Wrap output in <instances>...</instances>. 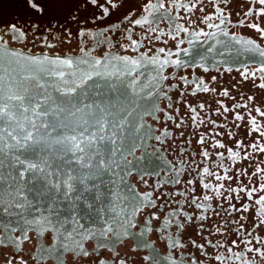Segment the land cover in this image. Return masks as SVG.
Segmentation results:
<instances>
[{
	"label": "snow or ice",
	"instance_id": "6c2138e0",
	"mask_svg": "<svg viewBox=\"0 0 264 264\" xmlns=\"http://www.w3.org/2000/svg\"><path fill=\"white\" fill-rule=\"evenodd\" d=\"M229 2L230 0H216L214 13L206 15L201 21L209 29H220L219 35L226 38L230 34L228 30L222 28V25L232 23L231 13L225 11ZM248 2L250 6L243 13L244 19L237 21V25L245 26L247 24V27L255 30L261 38H264V27H261L259 20L248 21L249 17H264V0H248ZM200 3H203V0H189V3H183L182 0H170V5L166 7L165 0H155V2L147 0V3L142 6L141 15L133 19L134 12L132 9L137 7L133 0H123V2H118V0H20L21 8L24 10V16L20 18L23 23L21 24L19 19L5 23L4 28H6V31H0V159H11V166L16 168V175H9L8 179L12 182L8 183L6 187L3 186L5 178L0 174V213L11 215L10 210L17 209L19 210L17 215L20 217L17 227H10V225H5L0 221V225H2L0 227V249L6 251L9 247L13 248L11 253L5 255L4 264H28V261L22 255V245L31 239L28 234L29 229L34 230L37 236L42 235L44 230L58 233V238L62 240V248L66 251H72L73 255L89 258V264H93L91 257L96 252V248L101 243L107 242L110 235L115 237L116 240L127 237L138 238L135 240L136 246L132 249V251H136L141 247H153L151 242L145 238V232H168L174 227L182 235L186 225L197 220L201 223L197 225L196 235L200 236L206 243H198L195 239H192L190 243L205 255H207L206 245L213 249L225 248L227 255L217 253L210 257L219 264H223L224 261H229L231 264L233 257H235V260L242 261V264H252V262L245 259V255L253 252L264 258V250L255 246V244H264V237L253 235L252 231V229H259L261 225H264V215L258 221L256 216L253 215L249 228H246L241 221L248 220L249 217L243 215V213H249L252 205L240 203V206L237 207V204L232 202L235 199L239 203L244 199V196L249 201H253V197L258 191L264 192V183H260L258 187L249 186L252 184V177H258L264 173V169L258 165L250 175L247 173V168L237 169L232 175H229L230 169L221 164L220 167L223 169L224 174L217 175L205 167L203 169L205 175L214 177L216 181L236 179L239 181V186L226 187L224 183H219L213 188L210 183L200 182L199 194H197L196 179L185 181V184L190 186V192L189 190H178L171 193L161 191L165 184L180 183L181 173L179 170H174L173 176L165 180L164 184L157 183L153 185L151 191L140 193L138 190L131 189L130 186L128 194H120L110 190V195L116 197L117 201L125 205L124 215L105 219L103 225L96 230L86 229L80 223L85 215L92 212L100 215L105 211H114V202H112L113 206L111 208L97 207V203L102 202L104 196V193L100 191V185L104 183L102 177L111 173L118 176L122 182L124 176L121 173L130 175L131 168L129 166L135 167L129 157H133L139 163V158L135 157L136 142H132L127 148L120 142V134L129 123L128 117L132 115V112L124 110L123 113H114L112 109L116 108L115 103L107 106H101L95 101L84 103L80 99L81 96L87 97L89 94L101 96L107 92L118 91L117 85L111 82L112 76H116L117 79L124 75L131 76L133 78L132 83L136 84L139 82L137 78L143 74L140 69L147 67H150L155 73L148 85L150 89L158 86L161 80L175 79L170 74H164L165 68L167 66L184 67V61L180 59V54L183 53L186 56L189 50L180 48V45L186 42L192 45L194 43L193 38L199 40L200 37H204L205 41L209 39L214 41L208 47L210 53L215 50L218 54H221L220 50L216 48V44H223L225 49L235 51L236 55L233 62L239 61L241 55L248 54L249 59L255 61L256 66L252 67L245 64L243 68L235 70L243 81L251 80L255 87L264 89V47H261L255 40H247L241 48L236 49L233 45L230 49L229 46L233 44L235 39L234 34H232L231 39L225 42L217 39V32H209L203 29L190 31L189 27L174 24V34L170 32L169 35L171 39L177 41V51L168 50L166 52L165 48H159L158 52L161 54L166 53L167 56L162 61L159 57L149 56L147 52L140 53L138 57L120 55L109 57L108 53H105L104 56L94 57L86 50L89 37L95 38L96 43H107L110 35L115 36L120 24L112 22L109 18L113 10H118L125 7V5L128 7L123 15L124 21L131 24L133 28L147 25V32L155 33L157 28L153 25L158 24L161 19H173L171 15L172 8H183L186 12L191 13ZM221 4L224 7H221ZM253 5H259L260 7L256 8ZM62 7H65L67 11L66 14L60 16L59 12ZM199 10L204 11L202 7ZM69 18L75 21L78 26L75 34L67 27ZM178 18L184 19V17ZM214 19H218L219 23H208V21ZM106 20L108 21L107 24L104 23ZM53 29L57 31L63 29L64 38L61 43H71L73 35H75L78 45L81 42L84 44V47L80 48L82 56L76 59L60 57L59 55L50 57L46 53L34 55L31 54V50L25 52L23 49L10 47V41L24 43L31 34L33 43L39 40L43 47L53 48L56 45L49 43V35L45 34L46 32L51 34ZM131 31V28H125L123 32L125 39L130 43H119L118 37L116 42L125 51H128L129 48L132 51H138L139 48L144 47V42L133 39ZM181 32L185 34L183 38H180ZM161 35H163L162 32L156 35L155 39L160 40ZM5 36L9 39L6 40ZM146 39H150V37H146ZM164 42L167 43V41ZM93 51H95L94 48ZM173 56L177 58L171 59ZM109 59L112 61L111 67L118 68V71L105 73L99 70L108 66ZM22 62H27L39 68H47L48 75L58 76L60 86L56 87L55 91L60 93V98H54L49 93L48 88L40 84L39 81L35 85L38 91H33L27 83L28 78L18 82L9 75V71L5 66ZM239 62L243 63V61ZM74 64L77 68L81 64L88 65L92 70L73 73L76 79L68 84L64 79L65 74L62 69L71 68ZM204 70L208 71L207 68ZM231 70L227 69V71ZM216 79V76H212L209 81H205L203 78L195 81L194 90L188 94L195 96L197 93H217V89L210 86ZM257 79L261 82L256 83ZM179 80L185 87L189 86L187 77L180 76ZM90 81L91 83H89ZM177 88H179V84L168 86L169 91ZM77 89L80 90L79 93H77ZM169 91L161 89L163 98L169 101L168 108H172ZM146 95L151 96L152 91L149 90ZM184 95L185 93L180 91V96L183 97ZM218 95L230 97V92L227 88H224ZM73 97H75V100ZM231 99L235 100L236 98L231 97ZM255 99L254 96H247V102H236L231 108L221 100L215 101L218 105L216 115L234 112L233 123L236 128L241 127V124L236 122H244L246 128L245 138L251 136L253 132L258 134L257 138L253 139L251 143L245 144L243 139H236L229 131L227 133L229 139L234 142V148L240 151H235L233 147H228L217 140L214 147L225 148L227 151V157L224 152L216 154L222 160L241 156V151L243 152V160H249L253 152L264 153V146L261 145V139H264V128L258 124L255 116H252L251 124H248L245 115L237 111L241 108L248 109V114L251 115L253 109L249 108L248 102ZM177 103H184L189 112L197 114V107H193L179 98ZM205 107L206 102L198 105L200 110ZM157 110V105L153 103L150 110L146 108L145 112L152 114ZM254 110L260 117L264 118V110L260 107H255ZM174 112L176 115L168 114V120L175 122L180 113L179 107H176ZM62 113H66L67 117H74L77 113H81L83 117H86L79 122L81 128L79 134H75V127L72 130V135L65 134L63 129L67 125L61 121ZM49 117L52 119H49ZM53 120L56 123H53ZM191 120L197 124L205 123L203 119L197 121L196 115H193ZM209 122L216 126V121L210 120ZM184 123L185 117L179 116V121L174 123V127L181 129ZM220 126L223 127V125ZM139 128H145V131L143 136H137V140L155 139L158 142H163L162 137L170 139L173 135L168 128L161 130L160 135H153L151 127L140 122L137 124V130ZM89 129H94V131H89ZM179 135L184 136L185 133L181 131ZM215 135H223V133H215ZM206 140L205 135H200L196 143L205 145ZM188 143L190 144L191 141L189 140ZM248 149L252 151L250 152ZM69 154L71 159H65ZM199 154L205 159L210 156L206 148L201 149ZM192 155L197 154L192 153ZM72 164H75V167H72ZM117 169H119L118 172ZM151 174L147 166L138 172L146 188L149 185L144 176ZM241 175L248 176V183L239 180ZM35 181H41V185L35 188V199L30 200L25 194V188L27 184ZM112 183L116 184V181H112ZM205 191L214 192L217 197L227 201L228 207L225 209L223 203H217L216 208H213L210 203H207L213 199V196L205 194ZM241 193L244 196H241ZM189 195L190 199L188 198ZM175 196L185 197V199L173 200L172 197ZM41 201L46 204L44 212H40ZM64 202H67V208L61 209L60 205ZM171 203H175L176 208L170 209L161 219L159 212L165 207H170ZM253 203L257 206H264V195H260ZM185 205L193 207V213L185 212ZM217 208L224 209L229 216L237 213L241 214L234 220L225 221L214 226V232H209V235L224 236L227 233L221 229L224 228L225 224L238 225V227L231 229L237 239L231 240L229 244L219 240L214 243L208 237L203 236L205 231L203 222L210 218L206 213L212 212L214 215L219 216L220 212L216 211ZM26 209H32L39 215L30 212L28 216H25ZM145 209H155V211L146 214L144 223L141 225V232L131 231L139 223L136 219L137 214L144 212ZM62 211H67L69 215L62 218L60 215ZM173 217H176L175 223H173ZM153 221H160V226L154 229L152 227ZM68 225H71V227H67ZM17 232L20 235H16ZM56 238L54 237V242ZM98 238L99 243L91 251L84 246L87 240H97ZM253 241H255V244ZM73 244H75L74 249L72 248ZM241 245L244 246L242 251H233V249L240 248ZM169 247L183 248L184 245L173 239V243ZM110 250L115 252V257L104 258L97 255L94 264H109V261H111V264H127L126 259L121 257L118 251L115 249ZM39 251L41 253L40 259H42L43 255L48 252V248L46 246L41 247ZM153 252H155L154 248ZM29 255H32V253L30 252ZM155 259V255L151 254L142 257V261L151 262V264H155ZM192 264H199L195 256L192 257Z\"/></svg>",
	"mask_w": 264,
	"mask_h": 264
},
{
	"label": "flooded vegetation",
	"instance_id": "af4514ba",
	"mask_svg": "<svg viewBox=\"0 0 264 264\" xmlns=\"http://www.w3.org/2000/svg\"><path fill=\"white\" fill-rule=\"evenodd\" d=\"M118 2H123V0H118ZM133 2L137 5V7L132 9L134 12L133 19H136L141 15L142 6L147 3V0H133ZM153 2H155V0H153ZM182 2L189 3V0H182ZM165 5L166 7L169 6L170 0H165ZM215 6L216 0H203V3L198 4L197 8L191 13L186 12L183 8H172L171 15L173 19H161L158 24L153 25V27L157 28V32L148 33L147 25L143 27L136 26L133 28L131 24L123 20V15L127 11L128 7L125 5V7H122L118 10H113L111 17L109 18L112 22H118L120 24V28L116 32L115 36L110 35L109 41L107 43H96L95 38L89 37L87 39L86 50L94 57L104 56L105 53H108L109 57L112 55L138 57L140 53L147 52L149 56L159 57V59L162 61L167 58V56L166 53H159V48H165L166 52L168 50L173 52L177 51V41L171 39V36L169 35L170 32L174 34V24H182L185 27H189L190 31H199L200 29H203L209 32H217V39L225 42L231 39L232 34H234L235 39L233 40V44L229 46L230 49L233 47V45L236 49L241 48L247 40H255L256 43L260 44L261 47H264V38H261L259 33L247 27V24H245V26L237 25V21L244 19L243 13L250 6L248 0H230L228 6L225 8L226 12L231 13L232 21L231 24L222 25V28H225L229 31L230 35L227 38L219 35L220 29H209L207 28L206 24L201 23L203 17L210 13H214ZM220 6L224 7L223 4ZM201 7L204 9L203 12L199 10ZM253 7L258 8L260 6L253 5ZM66 11L67 9L62 7L60 9L59 15L62 16L66 14ZM76 15L78 16L79 14ZM23 16L24 10L21 8L20 0H18L16 7L14 8L13 16L0 22V31H6V28H4L5 23H10L19 19L20 23L22 24L23 20L20 18ZM178 17H184V19H179ZM256 19L259 20L261 27H264V17H249L248 21H253ZM104 23L107 24L108 21L106 20ZM208 23L218 24L219 20L214 19L212 21H208ZM67 27L70 28L75 34L78 26L75 21L69 18ZM125 28H131L132 38L143 41L144 47L139 48L138 51H132L131 48H129L128 51H125L124 49L120 48L119 43H130L123 35ZM161 32L163 35L160 36V40H156L155 36L159 35ZM45 34L49 35L48 42L55 44V47H43L41 41L39 40L33 43L31 34H29L27 41L24 43H13L10 41V47L23 49L25 52L31 50L32 54L47 53L49 55L72 57L74 59L80 58L82 56L80 48L84 47V44L81 42L78 45L75 35H73L71 43H61L64 38L63 29H60L59 31L53 29L51 34L47 32ZM184 36L185 34L181 32L180 38H183ZM117 37L119 38V43L116 42ZM146 37H150V39H146ZM4 38L6 40L9 39L7 36ZM164 41H167V43ZM193 41L194 43L192 45H189L187 42L180 45V48H187L189 50L186 56L183 53L180 54V59L184 61V67L176 68L167 66L165 68L164 74H170L171 76H174L175 79H169L167 81L161 80L158 86L150 89L148 85L155 73L150 67H147L140 69L143 74L137 78L139 82L136 84L132 83L133 78L131 76L124 75L119 79H117L116 76H112L111 82H114L118 86V91L107 92L105 95L101 96L89 94L87 97H80L84 103H92L95 101L101 106H107L111 103H115L116 108L112 109L114 113H116V110H118L120 113H123L124 110H130L132 112V115L128 117L129 123L123 128L120 134V142L125 148H127L132 142L135 141L137 144L135 157L139 158V163H137L136 159L131 156L129 157V160L132 161V164L135 165V167L129 166L131 168L130 175L121 173V175L124 176L122 182L118 176L112 175L111 173L102 177L104 183L100 185V191L104 193V196L102 197V202L97 203V207H105L106 209L111 208L113 206L112 202H114L115 208L114 211H105L100 215L96 214L95 212L85 215L84 218L81 219L80 223L83 224L86 229L96 230L103 225L105 219L118 215L122 217L124 215L126 211L125 205L122 202L117 201L116 197L111 196L110 190L111 192H118L120 194H128L130 188L138 190L140 193L151 191L153 185L157 183L164 184L165 180L170 179L173 176L174 170H179L181 173L180 183L165 184L161 191H167L171 193L178 190H189L190 192V186L186 185L185 181L188 179H196L197 194H199L200 182L210 183L213 185V188H215L219 183H224L226 187L239 186V181L236 179H233L232 181H216L214 177L205 175L203 173V169L205 167L217 175L224 174L223 169L220 167L221 164H223L224 167L230 169L228 172L229 175H232L237 169L242 168H247V173L250 175L255 171L257 165L264 169V153L253 152L249 160H243V152L241 151V156H237L235 158L229 157L222 160L216 154L218 152H224L225 156L227 157L226 149L214 147L216 141L219 140L228 147L234 148V142L230 140L227 135L229 131L232 132L236 139H243L245 144L251 143L253 139L257 138L258 135L257 133L253 132L251 136L245 138L246 128L244 127V122H236L241 124L240 128H236L234 126V112L216 115V109L218 108V105L215 103L216 100H221L226 106L231 108L236 102H247V96H254L256 99L252 102H248L249 108L253 109L251 115L248 114V109L241 108L237 109V111L245 115L248 124H251V118L252 116H255L258 124L264 128V118L260 117L254 110L255 107H260L262 110H264V89L255 87L251 80L243 81L239 73L235 70L237 68H243L245 64L255 67V61L250 60L248 54H244L239 57V61H243V63H240L239 61L233 62L236 52L225 49L223 44H216V48L219 49L221 53L218 54L215 50L211 53L208 52L209 45L214 43L213 40L209 39L205 41L204 37H200L199 40L193 38ZM93 48L95 51H93ZM176 58L177 57L175 56L171 57V59ZM111 64L112 61L109 59L108 66L99 70L105 73L118 71V68L111 67ZM79 68H84L90 71V66L88 65L81 64ZM79 68L74 65V67L69 68V71L67 72L70 74ZM205 68H207L208 71H205ZM227 69L232 70L227 71ZM180 76H185L188 78V87H185L184 84L180 82ZM212 76H216L217 79L215 82H212L210 86L216 88L217 93H197L195 96L188 94L194 90L195 81H198L201 78H203L205 81H209L210 77ZM69 78H73V76H70ZM260 82L261 81L257 79L256 83ZM176 84H179V88L169 91L168 86ZM119 87L124 91L119 92ZM224 88L229 90L230 97L218 95V93L222 92ZM161 89L164 91H169L172 108H168L169 101L163 98ZM149 90L152 91L151 96L146 95ZM48 91L54 98L57 94H60L55 91L54 87H48ZM180 91L185 93L183 97L180 96ZM79 92L80 90L77 89V93ZM231 97H235L236 99L233 100ZM178 98L181 101L191 104L193 107H197V114L189 112L184 103H177ZM73 99L75 100V97H73ZM205 102L206 107L203 110H200L198 105ZM153 103L157 105L158 110L152 114H147L145 109L148 108L150 110V106ZM176 107H179L180 109L179 116L185 117V123L182 125L181 129H176L174 127V123L179 121V116H177V120L175 122L168 120L169 113L176 115L174 112ZM134 113L136 114V122L133 125L130 118H133V116L135 117ZM193 115L197 116V121L203 119L205 123H193L191 120ZM210 120L216 121V126L212 125L209 122ZM80 121L81 119L75 123L78 124ZM52 122L55 123V120ZM138 122L145 126H150L153 130V135H160L161 130L168 128L173 134L172 138L168 139L162 137L163 142H158L155 139L137 140V136H143L145 131V128H139L137 130ZM220 125H223V127ZM181 131L185 133L184 136L179 135ZM215 133H223V135H215ZM200 135H205L207 137L205 145H198L196 143ZM189 140L191 141L190 144L188 143ZM261 145L264 146V139H261ZM203 148H206L210 153L208 159H205L199 154ZM234 150L240 151L239 149L235 148ZM248 151L251 152L252 150L248 149ZM192 153H196L197 155L193 156ZM65 159H71L70 154L69 156L65 157ZM11 163V159H0V174H2L5 178V184L3 185L4 187H6L8 183L12 182L8 179L9 175H16V168L12 167ZM71 166L75 167V164H72ZM146 166L148 171L152 173L151 175L144 176V179L148 181V188L145 187L144 181L141 180L140 175H138V172H140ZM116 171L118 172L119 169ZM239 180L243 181L244 183H248V176L241 175ZM112 181H116V184H113ZM260 183H264V173L258 177H252V184L249 186L258 187ZM40 185L41 181H35L26 185L25 194L30 200L35 199V188L40 187ZM205 194L213 196V199L207 202L210 203L213 208H216L217 203H223L225 209L228 207L227 201L217 197L214 192L205 191ZM260 195H264V192L258 191L253 197V201ZM241 196H244V194L241 193ZM188 198L190 199V195ZM172 199L184 200L185 197L175 196L172 197ZM253 201H249L246 196H244V199L239 203L235 199L232 201L233 203L237 204V207L240 206V203H248L252 205L249 213H243V215L249 217L248 220L241 221V223H244L246 228H249L251 224V217L253 215L256 216L257 221L262 217V215H264V206H257L253 203ZM201 202L204 203L203 201ZM45 207L46 204L41 201L40 212H44ZM60 207L61 209H66L67 202L62 203ZM173 208H176L175 203H171L170 207H165L163 210H161L159 212L161 219H163L164 215ZM18 211L19 210L17 209H11V215L8 213H0V221H2L5 225H10V227H17V222L20 219V217L17 215ZM150 211H155V209H145L144 212L137 214L136 219L139 223H137L136 228L132 229L131 231L136 233L142 231L141 225L144 223L146 214ZM184 211L191 214L193 213L194 208L185 205ZM196 211L197 214H199L198 210ZM216 211L220 212L219 216L214 215L212 212L206 213V215H208L210 218L203 222L205 228L203 236L208 237L214 243L219 240L225 244H229L231 240L237 239L231 229L238 227V225L225 224L224 228L221 229L227 233L224 236L216 234L209 235V232H214V226L224 223L225 221L234 220L241 214L237 213L233 216H229L224 209L217 208ZM30 212H32L34 215H39V213L34 212L32 209H26L24 215L28 216ZM45 215H47V213H45ZM60 215L63 218L67 217L69 213L67 211H62ZM29 218L31 217L29 216ZM175 221L176 217H173V223H175ZM199 223L201 222L197 220L192 224L186 225L182 235L178 233L174 227L168 232H145V238L151 242L153 247H141L136 251H132V249L136 246L135 240L138 238L127 237L122 238L121 240H116L115 237L110 235L107 242L101 243L100 246L96 248V252L91 257V259L94 264L95 257L97 255L103 256L104 258L115 257V252L110 250L115 249L120 253L121 257L126 259L127 264H151V262L142 261L143 256L150 254L155 255V264H192L193 256L197 258L199 264H219V262H216L210 257L216 255L217 253H223L227 255L225 248L213 249L212 247H208L206 245L207 255H205L194 248L190 243L192 239H195L198 243H206L200 236L196 235L198 231L197 225ZM157 226H160V221H153L152 227L155 229ZM0 227H2V225H0ZM67 227L70 228L71 225H68ZM252 231L253 235L264 237V225H261L259 229H252ZM28 234L31 237L30 241L25 242L22 245V255L24 259L28 261V264H89V258H82L79 255H73L72 251H66L64 248H62V240L58 238V233H54L50 230H44L42 235L37 236L34 230L29 229ZM16 235H20V233L17 232ZM54 237H57L55 242ZM166 237L169 238L166 240ZM173 239L180 241L184 247H169V245L173 243ZM98 243L99 238L97 240L90 239L86 241L84 246L89 251H91ZM253 243L255 244V241H253ZM45 246L48 248V252L43 255L42 259H40L41 253L39 249ZM255 246L264 250V244H255ZM243 247L244 246L241 245L240 248L233 249V251H242ZM72 248H75V244L72 245ZM153 248L155 249V252H153ZM12 251V247H9L6 251L4 249H0V264H4L5 255L11 253ZM30 252L32 255H29ZM245 259L252 262V264H264V258H261L255 252L247 253L245 255ZM109 264H111V261H109ZM223 264H230V262L224 261ZM231 264H242V261L235 260V257H233Z\"/></svg>",
	"mask_w": 264,
	"mask_h": 264
},
{
	"label": "water",
	"instance_id": "95a60500",
	"mask_svg": "<svg viewBox=\"0 0 264 264\" xmlns=\"http://www.w3.org/2000/svg\"><path fill=\"white\" fill-rule=\"evenodd\" d=\"M40 54H45V53H35L34 55H40ZM49 56L55 57L56 55H49ZM74 65H73V67H74ZM5 67L9 71V75H11L18 82L23 80L24 78H28L27 83L29 84V87L33 91H38V89L35 88L37 81H39L40 84L45 85L47 88L48 87H54L56 89V87L60 86L59 77L55 76V75H48L47 74V72H48L47 68H39L36 66H32V65L28 64L27 62H22L20 64H13L11 66L6 65ZM91 70L92 69L90 67V71ZM62 71L65 74L64 75L65 81L68 84H71V81L73 79H76V77L73 75V73H77V72L83 73V72H86L88 70H86L84 68H79L78 70H76L70 74H68V72H67V71H69V68L62 69ZM70 76H73V78H69ZM89 83H91V81ZM117 88H118V86H117ZM120 91H124V90L119 87V92ZM55 98L59 99L60 94H57L55 96ZM116 112H118V110H116ZM82 118H86V117H83L81 113H77L74 117H67L66 113H62L61 114V121L63 123L65 122V124L67 125V127L63 129L65 134L72 135L73 134L72 130L74 127L76 129L75 134H79V132L81 131V128L79 127V123L76 124L75 122L79 121L80 119L82 120ZM49 119H52V118L49 117ZM130 119L132 121V124L134 125V123L136 122V114H135V117L133 116V118H130ZM55 123H56V121H55ZM89 131H94V129H89Z\"/></svg>",
	"mask_w": 264,
	"mask_h": 264
},
{
	"label": "trees",
	"instance_id": "16d2710c",
	"mask_svg": "<svg viewBox=\"0 0 264 264\" xmlns=\"http://www.w3.org/2000/svg\"><path fill=\"white\" fill-rule=\"evenodd\" d=\"M18 0H0V22L13 16Z\"/></svg>",
	"mask_w": 264,
	"mask_h": 264
}]
</instances>
